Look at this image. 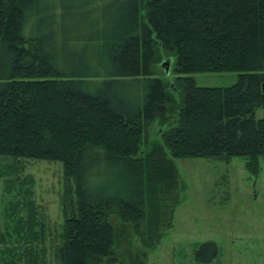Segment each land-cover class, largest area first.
<instances>
[{"label":"trees","instance_id":"trees-1","mask_svg":"<svg viewBox=\"0 0 264 264\" xmlns=\"http://www.w3.org/2000/svg\"><path fill=\"white\" fill-rule=\"evenodd\" d=\"M163 58L172 84L155 74ZM205 73L240 74L198 87ZM263 87L264 0H0V158L62 165L60 264H126L112 217L147 264L180 203L172 159L241 158L258 176ZM156 120L168 128L149 144Z\"/></svg>","mask_w":264,"mask_h":264},{"label":"rangeland","instance_id":"rangeland-1","mask_svg":"<svg viewBox=\"0 0 264 264\" xmlns=\"http://www.w3.org/2000/svg\"><path fill=\"white\" fill-rule=\"evenodd\" d=\"M165 61H169L167 72L161 66ZM154 71L169 84L177 77L173 59L163 58ZM239 74L190 77L198 87L224 88L234 85ZM167 92L177 109L180 92L172 85ZM255 116L260 119L263 111ZM167 128L158 120L151 123L145 130L146 142L160 143ZM172 161L181 185L180 203L172 228L148 252L147 264H264V167L258 176H250L241 158ZM27 187H31L33 209L24 199ZM64 187L60 163L0 158V264H33L26 263L28 257L35 258V264H60L56 250L62 242ZM110 221L115 251L125 253L126 264H132L138 241L127 225L114 217ZM206 243L216 246L215 257L210 248L201 251Z\"/></svg>","mask_w":264,"mask_h":264},{"label":"water","instance_id":"water-1","mask_svg":"<svg viewBox=\"0 0 264 264\" xmlns=\"http://www.w3.org/2000/svg\"><path fill=\"white\" fill-rule=\"evenodd\" d=\"M161 66L163 67V69L165 70V72L168 71V66H169V61H165L161 64ZM264 90V87H263Z\"/></svg>","mask_w":264,"mask_h":264}]
</instances>
